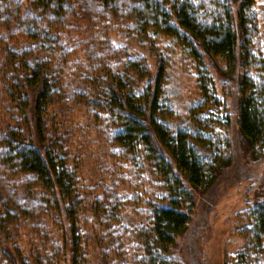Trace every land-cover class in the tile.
<instances>
[{
    "label": "trees",
    "instance_id": "obj_1",
    "mask_svg": "<svg viewBox=\"0 0 264 264\" xmlns=\"http://www.w3.org/2000/svg\"><path fill=\"white\" fill-rule=\"evenodd\" d=\"M255 2L0 0V264H183L195 193L234 161L233 118L264 167ZM180 69L195 102L179 104ZM90 123L106 171L94 194L78 166ZM242 218L227 264H264V195Z\"/></svg>",
    "mask_w": 264,
    "mask_h": 264
},
{
    "label": "rangeland",
    "instance_id": "obj_2",
    "mask_svg": "<svg viewBox=\"0 0 264 264\" xmlns=\"http://www.w3.org/2000/svg\"><path fill=\"white\" fill-rule=\"evenodd\" d=\"M255 9L259 12L261 27L264 29V0H256ZM147 58L149 61L153 60L151 55ZM176 78L174 86L179 89V104L195 102L198 92L191 72L180 69ZM84 114L83 110H79L75 115L77 124L82 122ZM229 135L234 161L207 190L195 193L196 202L189 225L179 239V253L183 264H227L233 261V256L242 243V236L236 230L242 223V214L264 195V167L253 165L248 162L247 157L244 158V143L237 135L234 118ZM88 137H91L89 149H93L94 154L81 158L82 162L78 166L83 169V173H80L81 183L84 187L93 188L90 194H94L99 191V179L106 174L105 170H100L99 161L102 159L101 149L104 144L102 138L93 131V125ZM135 210L137 212L134 215L130 213L131 224L144 227L145 222L140 223L144 210L140 207Z\"/></svg>",
    "mask_w": 264,
    "mask_h": 264
}]
</instances>
